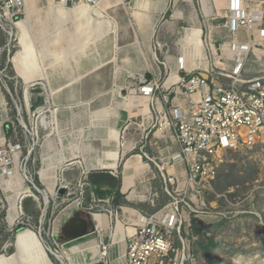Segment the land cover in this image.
I'll return each mask as SVG.
<instances>
[{"label": "crops", "instance_id": "0c3cea01", "mask_svg": "<svg viewBox=\"0 0 264 264\" xmlns=\"http://www.w3.org/2000/svg\"><path fill=\"white\" fill-rule=\"evenodd\" d=\"M174 1L177 12L173 13L170 21H162L169 0H102V4L99 3L102 6L91 10L89 21L81 17L89 9L87 7L64 11L46 5L49 9L48 18L54 19L60 27L64 26L59 36L54 35L55 38L71 31L68 38L69 47L73 48L70 50L73 51H62L58 55L50 49L43 51V60L45 55L52 59L48 66H43L45 78L42 80L46 81L53 94L58 141L54 137L45 139L41 151L46 160L56 161V171L65 162L80 160L82 167L76 163L72 167L76 172L79 170L80 178L85 182L84 194L88 199L85 202L84 196L78 195L76 199L80 198L85 205L90 204L91 197L109 199V205L118 214L115 221L108 215L81 212L84 218L91 221L92 229L88 230L86 236L76 238L64 234L66 223L78 212L76 202L62 213L60 221L65 224L59 228L62 236L58 240L63 241L65 253H72L69 257L74 264L96 262L99 257L96 244H108L112 228L114 235L110 261L111 264H124L125 228L134 229L152 214H157L161 220L165 219L171 200L166 193L169 184L170 188L175 186V177L180 188L185 186L184 165L172 163L173 157L179 152L177 141L172 130L158 122L167 114L170 105L187 108L184 96L174 98L170 93L167 103L163 97H166V90L177 85L184 74L177 66L178 57H184L188 68L195 67L188 63L191 50L184 32L199 28L202 33L203 27L196 20L191 0ZM215 2L209 0L207 3L210 13L204 16L206 19L220 13L217 7L223 10L227 0H223L222 4ZM164 3L165 8L161 10ZM31 8H34V2L27 5L29 14ZM64 12L67 14L66 22L61 20ZM202 21L204 23L205 19ZM68 24L71 26L68 27ZM212 30L209 31L211 39L214 38ZM221 30L223 37L219 45L226 46L233 36L226 29ZM154 36L157 46L164 48L160 59L154 52ZM243 38L247 39L246 36ZM79 40L82 41V47ZM53 62L55 65H52ZM209 68L208 62L206 67L200 65L198 69L191 70L204 73ZM244 75L247 79L252 78V75L246 74V70ZM133 78L155 79L160 89L152 99L134 96L128 92L134 84ZM119 135L123 136L122 147ZM143 136L147 138L143 139ZM43 176H40L41 179L49 182L54 177L49 174ZM162 179L164 193L159 185ZM52 189L53 186L48 191L52 192ZM180 210L183 225L190 214L185 207ZM94 216L106 218L108 228H99ZM122 223L126 225L125 228Z\"/></svg>", "mask_w": 264, "mask_h": 264}, {"label": "rangeland", "instance_id": "374dc122", "mask_svg": "<svg viewBox=\"0 0 264 264\" xmlns=\"http://www.w3.org/2000/svg\"><path fill=\"white\" fill-rule=\"evenodd\" d=\"M26 2L31 3L30 0ZM205 2V7L209 9L207 6L209 0ZM40 4L44 6L34 2V8L30 9V14L26 11V16L21 18V20L27 19L28 25L29 20L31 25H29L30 33L24 32V38H22V32L17 23L12 30L0 25V143L9 140H24L22 136L24 127H28L33 109L35 110L38 106L33 101L31 102L32 110L28 109L24 99L25 89H27L28 96L30 93H34L35 96L41 94L40 91H43L41 84L46 83L42 80L45 78L43 66H48L52 61L47 55L43 60V51L50 49L57 55L62 51L66 53L73 51L70 50L73 48L69 47L68 38L69 33L72 34V32H63L59 38H55L54 35L59 36L62 28L54 19L48 18L47 4L45 2ZM175 5L174 0H169L162 21H170L173 13L177 12ZM190 5L195 8L196 20H199L203 27L202 33L200 32L204 45L203 51L210 60V52L218 48L223 37L220 26L224 20L220 17L224 11L218 6L220 13L212 14L206 19L204 16L209 14L204 15L202 0H191ZM214 17H218L217 20ZM203 19H205V25ZM70 24L68 27L71 26ZM158 26L161 27V25ZM182 26L186 28V25L182 24ZM211 28L214 34L213 39L209 37ZM196 29L200 30L199 28L194 30ZM192 30L184 32V38ZM8 32L13 33L11 40ZM153 41L156 45L154 52L160 59L164 48L157 46L155 36ZM79 43L82 47L81 40ZM259 49L262 51L261 48ZM254 61L256 60L249 56L245 65L246 74L252 75V78L255 77L256 70H260L259 61L256 63ZM54 63L52 65H55ZM31 85L35 88L34 91H31ZM120 143L122 144V139ZM117 144L119 146V142ZM32 158L35 161L31 160L29 171L34 181L38 182L40 193L45 191L48 196L46 214L43 215L45 205L43 195L34 192L31 188L35 200L38 199L39 202L35 201L32 196L23 198L21 201L22 215L20 214V219L15 220L11 225L8 221V217L12 214L11 207L15 202L19 208L20 198L15 197L22 190L17 185L16 179L3 180L0 178V264H74L71 256L69 257L72 253L64 252L63 241L58 238L62 236L59 228L65 224L60 221L62 213L76 201V195H78L76 185L80 179L79 170L76 172V169L71 166L63 172L67 181L74 186L70 191V196L63 203L61 199H57L53 204V198L50 197L54 194L47 190H50L55 182L54 180L50 182L43 180L44 178L41 179L40 176L55 175L57 171L54 170V166L57 163L56 161L51 162L50 159L46 160L41 150H35ZM220 159L221 163L215 178L203 183L198 196L183 198L182 193L175 195L177 200H184L180 203V208L187 203L191 209L185 208L190 214L187 221L188 226L187 223L182 225L180 234L182 241L178 239L174 246L179 253V264H264V138L252 145H237L235 148L226 150L220 155ZM57 173L60 175L59 171ZM162 182L159 185L162 186L161 191L164 193V180ZM11 186H15L16 189H12ZM24 187L28 188L31 185L24 182ZM170 187L171 184L168 188ZM48 193L51 194L48 195ZM83 196L86 202L88 196L85 194ZM106 200L109 201V199H103V201ZM78 207V212L84 214L88 212L87 205L81 204ZM124 226L126 227L123 224V228ZM49 228L56 234L58 248L60 247V250L57 249L60 253L58 255L61 256L63 262L47 249L51 247L55 253L53 242L47 238L45 233ZM113 232L112 228L108 247L112 246ZM31 234L39 239L45 251L44 255L39 252V246L32 239ZM20 236H24L22 238L24 244L19 246L16 243ZM101 262L111 264L109 255L101 259Z\"/></svg>", "mask_w": 264, "mask_h": 264}, {"label": "built area", "instance_id": "2783aa9c", "mask_svg": "<svg viewBox=\"0 0 264 264\" xmlns=\"http://www.w3.org/2000/svg\"><path fill=\"white\" fill-rule=\"evenodd\" d=\"M35 1L46 4L52 1L67 9L81 6L95 9L102 0ZM223 11L220 18L224 22L220 27L233 36L232 41L226 46L219 45L210 52V60H213L210 63L207 56L210 68L204 73L188 70L185 67L184 57H178L177 66L184 74L177 85L166 90V97H163L167 103L172 93L174 98L184 96L188 103L187 108L170 105L167 114H164V118L158 122L163 127L172 130L177 141L179 152L173 157L172 163L184 165L185 186L180 188L174 177L176 185L166 190L171 199L167 205L169 208L167 217L161 220L157 218V214L148 215L141 225L127 234L125 264H179V253L174 246L178 239L182 241L180 238L182 220L179 212L181 211L180 203L184 200H177L176 193H182L183 198L198 196L203 183L215 178L221 163L220 155L224 151L235 148L237 145H252L264 138V0H227ZM25 12L26 0H0V25L12 30ZM214 18L217 20L218 17ZM253 33L255 34L251 35ZM7 34L11 40L13 33L8 32ZM242 36H246L247 39L244 40ZM249 56L260 62V70L255 77L247 79L244 74ZM133 81L134 84L128 92L137 97L152 99L160 89L155 79L133 78ZM41 88L43 93L40 91L41 94L38 96L30 93L27 102L25 101L26 105L28 103V109L32 110L31 102H36V98L41 97L42 99L41 103H37V108L33 109L28 127H24L22 132L24 140L17 139L0 143V178L12 180L20 174L25 182L31 185L28 187L29 190L31 191L32 188L40 195L42 194L37 186L38 182L34 181L29 171L31 160L35 161L31 157L35 150H41L45 139L54 137L58 141L57 130L52 124L54 116L52 113H56L52 92L47 83L41 84ZM34 90L32 86L31 91ZM146 138L143 136V139ZM121 139L123 141V136L119 135V140ZM120 146L122 147L123 144L120 143ZM74 163L82 167L78 160L65 162L57 169L60 175L56 172L53 177L54 196L50 197L53 198V204L57 199H61L63 203L70 196L74 185L67 181L63 172ZM84 186L85 182L81 178L78 179L76 185L78 197L84 195ZM11 188L16 189L15 186ZM60 188L64 189V195L58 194ZM32 198L35 200L34 196ZM22 199L20 198L19 206L21 215ZM35 201L39 202L38 199ZM75 202L77 208L84 204L80 198ZM184 204L186 207H183L189 208L187 203ZM103 205H108V207ZM87 206L86 210L89 214L100 213L117 220L118 214L111 208L108 200L103 201L91 197L90 204ZM47 207L48 204L43 207L44 215ZM20 217L19 215L16 221ZM45 233L47 238L53 242L55 253L51 247L47 249L52 254L60 255L57 250H60V247L58 248L55 232L49 228ZM98 248L102 255L101 259L107 257V254L110 257L111 246L108 247V244L100 242ZM99 261L101 260L97 262Z\"/></svg>", "mask_w": 264, "mask_h": 264}, {"label": "bare ground", "instance_id": "6f19581e", "mask_svg": "<svg viewBox=\"0 0 264 264\" xmlns=\"http://www.w3.org/2000/svg\"><path fill=\"white\" fill-rule=\"evenodd\" d=\"M206 0H202V2H203V11H204V13H205V15H208L209 14V9L208 8H206L205 7V4H206V2H205ZM30 2H35L37 5H41V4H39L40 2H37V1H35V0H30ZM121 2V1H120ZM217 2H219L220 4H222L223 3V0H216V2L215 3H217ZM101 4H102V2H101ZM101 4H99V5H101ZM27 5H28V3L26 2V11H27ZM47 5H52V6H55V7H59V8H61L62 10H64V11H69V10H74V9H78V8H82V7H87V6H81V7H76V8H69V9H67V8H64V7H62V6H58L57 4H55L54 2H52V1H49L48 3H47ZM165 5H166V3H164L162 6H161V10H163L164 8H165ZM219 5V4H218ZM102 6V5H101ZM98 7V6H97ZM87 8H89V7H87ZM90 9V10H89ZM89 9H87L86 11H84L82 14H81V17L82 18H84V19H86V21L88 20H90L91 19V12L93 11V10H96L97 8H95V9H92V8H89ZM92 10V11H91ZM104 14V13H103ZM67 14H66V12H64V16L62 17L63 19H61V20H63V22H66L67 21V16H66ZM25 16H26V12H25ZM62 22V23H63ZM103 22V21H102ZM97 24V23H96ZM17 25H18V27L21 29V32H22V38H24V32H26L27 34L28 33H30V27H29V25H28V23H27V19H22V20H19V22H17ZM63 25V24H62ZM66 25V24H65ZM109 25H110V23H109ZM15 26H16V24H15ZM60 28H64V26H61ZM102 28H103V26H102ZM102 28H100V30L102 29ZM116 28V27H115ZM104 30V29H103ZM209 37H211L210 35H209ZM22 38H21V40H22ZM186 41H188L187 42V44H190V50H191V53L189 54L190 55V57L189 58H191V60L190 61H188V63H189V65L191 64V65H194L195 67H191V68H188V66H187V63H186V65H185V67L188 69V70H191V69H198V66H203V67H206V65L208 64V59H207V57H206V55H205V53H204V45H203V41H202V38H201V34H200V31L198 30V29H196V30H192L190 33H188L187 35H186ZM185 41V42H186ZM194 60V61H193ZM26 80V79H25ZM44 82H46V81H44ZM28 88V87H27ZM25 101L27 102V100H28V93H27V89H25ZM52 97H53V94L51 95ZM27 106H28V103H27ZM26 106V107H27ZM54 116H53V119H52V124H53V127H54V129H56V130H58L57 129V125H56V113L54 114V113H52ZM62 154V153H61ZM14 179H16L17 180V185L19 186V188H20V190H22V192L20 191V192H18V194H16V199L18 198H25V197H31V196H33V194H32V192L28 189V188H25L24 187V182H25V180H24V178L22 177V175H20V174H17L16 176H15V178ZM53 192V191H52ZM28 194V195H27ZM51 194V193H50ZM49 193H48V195H50ZM42 195H43V200H44V203H45V206H47V198H48V196H47V194L45 193V192H42ZM15 199V200H16ZM13 205V204H12ZM12 208V214L8 217V221H9V223L12 225L13 224V222L16 220V218L20 215V213H21V211L19 210V208H18V206H17V204L14 202V205L11 207ZM44 213H45V210H43V215H44ZM94 219L96 220V223H97V226L99 227V228H103V229H107L108 228V223H107V221H106V218H104V217H98V216H94ZM118 222V221H117ZM125 232H126V236H127V234L128 233H131V232H133V228L132 227H128V228H125ZM113 235H114V232H113ZM31 237H32V239L36 242V244L39 246V252L42 254V255H44L43 253H45V251L43 250V248L41 247V243L39 242V239L35 236V235H32L31 234ZM22 238H24V236H20V237H18L17 238V245H23L24 244V240L22 239ZM92 240H93V238H92ZM96 244V243H95ZM72 246V245H71ZM96 246H97V248H98V245L96 244ZM112 246H113V243H112ZM112 246H111V248H112ZM124 249V248H123ZM79 250V249H78ZM77 251V250H76ZM118 252V251H117ZM98 253H99V257H98V260H101V257H102V255H101V253L99 252V248H98ZM119 254V253H118ZM55 256H57L56 258L58 259V260H60L61 262H63L62 261V258H61V256H59L58 254H56ZM97 260V261H98ZM116 260V259H115ZM121 260V259H120ZM97 261L96 262H93V263H91V264H95V263H97ZM117 261V260H116ZM110 263H111V261H110ZM118 264V263H117ZM124 264H125V249H124Z\"/></svg>", "mask_w": 264, "mask_h": 264}, {"label": "water", "instance_id": "95a60500", "mask_svg": "<svg viewBox=\"0 0 264 264\" xmlns=\"http://www.w3.org/2000/svg\"><path fill=\"white\" fill-rule=\"evenodd\" d=\"M58 194L64 195V189L60 188ZM64 229H66L65 236H75L77 238L83 235L86 236L89 233L88 230L92 229V224L89 219L83 217L81 212H77L68 220ZM95 264H104V262L100 261Z\"/></svg>", "mask_w": 264, "mask_h": 264}, {"label": "trees", "instance_id": "16d2710c", "mask_svg": "<svg viewBox=\"0 0 264 264\" xmlns=\"http://www.w3.org/2000/svg\"><path fill=\"white\" fill-rule=\"evenodd\" d=\"M36 100H37V101H36ZM36 100H35L36 102H34V104H35V103H38V104H39V103H41V101H42L41 97H40V98H36Z\"/></svg>", "mask_w": 264, "mask_h": 264}]
</instances>
